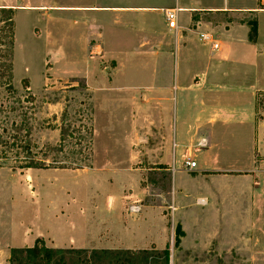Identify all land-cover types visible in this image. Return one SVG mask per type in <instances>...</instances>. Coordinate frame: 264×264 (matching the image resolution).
Returning <instances> with one entry per match:
<instances>
[{"label":"rangeland","instance_id":"obj_1","mask_svg":"<svg viewBox=\"0 0 264 264\" xmlns=\"http://www.w3.org/2000/svg\"><path fill=\"white\" fill-rule=\"evenodd\" d=\"M0 1L8 6L1 7L12 9L14 26V93L0 100L6 109L14 108L23 115L29 130L25 150L0 146V240L11 228L18 248L33 246L36 241L45 245L43 237L55 243L69 238L80 241L81 231L91 229L99 234L95 243L116 239L124 241L123 246L131 247L128 251L132 252L148 249L150 240L159 239L158 246L154 243L153 247L168 242V264H264L256 253L254 259H248L250 255L229 251L230 244L247 237L248 230L240 227L246 218L261 222L264 217V213H247L248 198L230 190L246 188V179L237 176L245 174L248 165L242 164L239 173L214 174V181L206 182V188L214 192L212 196L205 195L200 182L189 178L185 183L190 186L183 196L178 181L171 184L169 193V172L163 165L154 164L161 146L172 144V134L177 139L180 130L194 123L198 104L220 109L233 103L229 95L238 90L229 84L228 77L221 89L198 84V78L187 84L186 73H205L213 63L230 60L232 51L241 55L244 46L255 43L258 23L247 15L245 4L227 11H206L201 18L196 15L184 27L188 30L179 25L178 30L185 33L203 31L219 41L218 52H211L209 44L203 43L205 55L200 56L192 53L200 42L192 37L177 38L176 32H172L169 46L156 53L150 46L139 50V36L129 33L117 39L120 42L114 48L119 51L109 53L94 39L96 31L88 29L85 22L59 19L63 15L42 17L31 9L24 10L33 6H24L23 0ZM10 6L19 9L14 11ZM259 28L264 34V19H260ZM181 43L189 47L182 48ZM223 50L228 54H221ZM231 70L235 77L243 78L237 81L241 84L246 79L264 84V64H242ZM252 95L254 118L264 128V91ZM241 107L251 109L250 101L244 100ZM12 117L3 112L0 127L8 130ZM215 130L218 138L224 131L220 127ZM240 130L244 138L230 144L234 146L229 149L231 153L221 149V162L231 166L234 164L230 162L237 158L246 162L252 154L256 163L264 160V154L255 153L254 147L264 132L248 133L254 147L251 154L245 143L250 142L245 137L247 132L243 127ZM231 131L223 136L224 142L233 140ZM238 146L243 149L240 156L232 153ZM23 160L42 168L19 169ZM194 189L201 194L195 197ZM192 201L208 204L204 207L207 211L199 212L190 204ZM186 205L191 207L184 211ZM188 214L190 221L202 223L200 228L187 230L186 244L197 247L190 254L179 246L181 219ZM261 233L260 228L250 230L248 239L253 249L259 248ZM139 236L143 244H133ZM194 237L198 241L216 238L215 246L211 242L210 253L198 251L200 242L190 243Z\"/></svg>","mask_w":264,"mask_h":264},{"label":"crops","instance_id":"obj_2","mask_svg":"<svg viewBox=\"0 0 264 264\" xmlns=\"http://www.w3.org/2000/svg\"><path fill=\"white\" fill-rule=\"evenodd\" d=\"M23 3L24 6H33L25 7L23 8L24 10L30 11L29 9H31L38 12L42 17H49L50 15H53V17L58 18L59 16L63 15V19L60 17L59 19L69 20L75 23L85 22L88 29L96 31L94 39L98 40L103 50L109 53H112L113 51H119L118 49L114 48L117 47V44L120 42L117 41V39L127 33L139 36V50L144 51L145 47L150 46V51L152 53H156L159 49L164 50L169 46L171 43L169 38L172 32L177 33V38L181 37L188 39L192 37L193 39H196V42H200L197 38V32L203 31L196 32L195 30L193 32L194 34H188V32L185 33L181 30H178L179 25H181V29H187L184 27L190 25L196 15L197 18H201L202 15H205L206 11L216 9L220 11H227L230 9H238L236 6L239 4H245L244 10H246L247 15L254 17L256 23H258L257 29L254 33L255 43H252L251 46H244V51L241 52V55H239L238 52H235V50L232 51L231 53L234 56H232L230 60H220L218 63H213L210 67H207L208 69L207 72L205 71V73H186L188 79L187 84H192L194 79L198 78V84L203 83L214 86L218 85L222 86L221 89L225 88L226 85L222 84H224L223 82H225L226 78L228 77L229 84L234 85L238 90L232 92V94L229 95V101L233 103H231L228 108L220 107V109H217V107L213 109L212 106H208L207 104H198L199 110L194 123L187 126L185 130H180L178 133L181 134L177 136V139L172 134V144H168L166 142L164 146H161V149L159 150L160 152H158V155L156 156L157 160L154 164L163 165L165 167L164 169L169 172V193L170 190H172L171 184H174L176 181H178V190L183 193V196H186V187L190 185H186L185 181L190 178V180L201 183L204 191L206 192L205 195L212 196L214 192L210 188H206V182L214 181V174H234L242 172L243 169H241V166L245 163L248 165L247 169L244 170L246 173L237 177H244V179H246V188H231L230 190L231 192H236L235 194H237V196H245L248 198L246 207L248 208L247 213L252 211L257 214H261L262 216V213H264V160L256 163L254 155L252 154V149L256 147L255 153H260V155L264 154V138H261V136L264 135H261L257 138L259 143L258 146L254 147L252 146L253 144H251L252 137L248 138L247 136L248 133L261 131L264 132V128H262L261 124H259V122H257L254 118V97L252 95V93H256L258 90L264 91V84L249 79L242 81L241 84V82L237 81H240L243 78L241 77V79H239L240 76L235 77L231 69L242 64H264V34L259 28L260 19H264V0H23ZM6 5L7 4L4 5V3L0 1V7ZM10 7L13 8L14 11L19 9L13 6ZM166 9H173L176 12V30H169L166 26L163 17V11ZM64 15H67L66 17L69 19H65L66 17H64ZM213 37L215 38V36ZM146 38H150V41H147ZM198 45L199 46L195 48V50H192V53H197L200 56L205 55L203 51L204 47L202 46L205 44L200 42ZM181 47L188 48L189 46H187V43L185 45L181 43ZM220 47L221 45L219 43V49L217 51H212L210 46H208L211 52H218ZM189 51L190 50H188V52ZM221 54L228 53L223 50L221 51ZM205 65L207 66V64ZM243 85L247 86L242 87ZM243 88H246V90ZM244 91H246V93H244ZM217 97L223 96L218 95ZM244 100L250 101L251 109H241V105L243 104ZM239 103L241 104L239 105ZM215 127L224 129V131L220 133L219 138L217 136ZM241 127H243L247 132L245 137L246 139H249L250 142L246 141L245 143L249 144L248 149L251 148L252 156L251 158L249 157L246 162H241V160L237 158L233 162H230V164L233 163L234 165L227 166L226 162H221V149H226L228 152H230L229 149L234 147H231L230 144H233L234 142H240L244 138L240 130ZM230 130H232L231 132L234 133L230 135V139L233 140L226 143L224 142L223 136L228 135ZM234 149L235 151L232 152L233 154L239 156L243 154V151H240L243 150L240 146H238V148L235 147ZM237 151L238 153H236ZM188 156H190L191 161L195 163L194 168H188L185 166V162H191L186 161ZM223 165L228 168L223 169L221 167ZM196 186L198 187L200 185L196 184ZM173 187L174 193L176 186ZM193 193L195 197L201 194L200 190L198 189H194ZM251 197L254 198V200H251ZM170 199L172 202V198ZM190 204H194V208H197L199 212H202L204 207L208 206V204L203 206L195 204L194 201H192ZM190 207L187 206L183 208V210L185 211ZM171 209L174 212L176 208L171 204ZM204 210L207 211L206 209ZM190 218L191 215H185L183 216V219H181L180 223L182 237L179 246L182 248V251H187V254L197 251V247L194 248L195 245L191 248L189 244H186L187 230L200 228L202 226L200 221H190ZM236 225L237 222L235 223V227ZM240 227L242 229L248 230V235H246L247 237H240L239 242L230 244V253H233L234 255L238 253L250 255L248 259H254L256 255H261L262 259H264V217L263 221L261 222L248 220L246 218L244 222L240 224ZM258 228L262 229V238L260 243L258 242L259 248L253 249L254 244L252 245L250 239H248V236L250 235V230ZM71 231L72 230H70V233ZM80 235L82 236L80 241L69 238L67 241L62 243L51 242L47 240V237H43L45 244L44 246L52 249L79 250L131 249V247H124L125 245L122 243L124 241L121 242L120 240L116 239L109 238L108 240V238H106L107 240L105 239L104 242H98L97 240L98 243H95L94 241H96L99 234L93 232L91 229H88L87 232L81 231ZM105 236L106 235H103V237ZM190 240V243L193 242V244L198 241L196 240V237ZM215 240L216 238L212 237L199 239L198 242H200V248L198 251H206L210 253V251H208L209 247L211 246L210 244L212 242L215 246L213 242ZM158 242L159 239L156 242L150 240L147 244V246L150 247L148 249L142 250H163L166 248L169 250L168 242L164 243L162 247L151 246L154 243H156L155 245L158 246ZM113 243H115V246L112 247L111 244ZM132 243L142 245L143 240L139 236L137 240L132 241ZM99 245L105 246L100 247ZM13 248H18V246L14 245L13 229L11 228L9 234L7 232V235L0 240V264H8L7 259L9 250ZM220 248L221 246L218 247V249ZM254 253H256V255Z\"/></svg>","mask_w":264,"mask_h":264},{"label":"trees","instance_id":"obj_3","mask_svg":"<svg viewBox=\"0 0 264 264\" xmlns=\"http://www.w3.org/2000/svg\"><path fill=\"white\" fill-rule=\"evenodd\" d=\"M12 9L0 7V98L10 96L13 92L11 85L12 48H13V14ZM25 89L27 86L24 87ZM2 100V99H1ZM0 100V115L4 112L11 114L10 128L0 127V146L8 144L16 149L27 146L28 129L25 128L23 115L14 108L6 109ZM20 109V108H19ZM7 116H5L6 118ZM1 120V119H0ZM3 122H0V126ZM9 131L11 133H9ZM9 140L11 141L9 143ZM25 159V157H23ZM18 168L41 169L36 163L25 162ZM150 252V253H149ZM169 250H79L52 249L36 241L31 247L13 248L9 250L8 264H168Z\"/></svg>","mask_w":264,"mask_h":264},{"label":"built area","instance_id":"obj_4","mask_svg":"<svg viewBox=\"0 0 264 264\" xmlns=\"http://www.w3.org/2000/svg\"><path fill=\"white\" fill-rule=\"evenodd\" d=\"M163 17L166 23V26L169 30H176V12L173 9H166L163 11ZM197 38L202 43H208L212 51H217L219 49V42L207 32H197ZM185 166L188 168H194V162H185ZM134 209V208H131Z\"/></svg>","mask_w":264,"mask_h":264}]
</instances>
